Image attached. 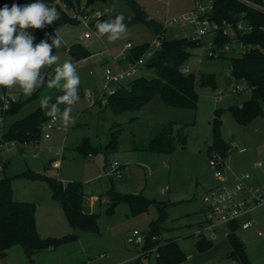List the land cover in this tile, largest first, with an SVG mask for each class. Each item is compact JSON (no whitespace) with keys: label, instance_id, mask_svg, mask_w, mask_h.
Masks as SVG:
<instances>
[{"label":"rangeland","instance_id":"1","mask_svg":"<svg viewBox=\"0 0 264 264\" xmlns=\"http://www.w3.org/2000/svg\"><path fill=\"white\" fill-rule=\"evenodd\" d=\"M136 1L149 17L162 21L165 17L187 12L198 0ZM84 2L82 0L81 4ZM4 5L11 8L9 0H0V8ZM104 6H109L111 13L118 9L129 11L123 4L110 6L101 0H90L88 8L93 7L94 10ZM86 30L82 22H74L66 23L49 34L57 35L62 42L59 48L53 49V54L59 58L57 64L71 61L80 76L82 87L90 92L72 106L73 123L65 126L57 119L54 127L48 131L49 140H44L42 127L39 142L24 145L22 149L12 146L7 151L9 144L0 143V176L11 177L14 199L35 204L38 234L42 238L61 237L75 231L77 238L55 247L49 245L31 254L19 244L12 245L3 255L0 254V264H136V256L141 254L145 241L135 245L128 241V237L137 229L146 238L151 231V223L157 221L162 213L156 204L159 202L162 203L165 217L156 232L157 239L159 242L167 238L177 240L186 255L179 264L230 263L234 259L229 257V244L224 237L214 240L213 248L204 252L198 251L195 246L199 237L194 231L204 218L203 195L208 187L218 183L208 164L214 112L217 108L222 109L218 115L220 135L231 149L225 157L226 163L234 172L250 171L242 164L249 158L256 157L257 160L264 157V102L261 103L262 113L252 119L245 122L235 119L227 107L242 103L250 93L228 94L230 84L242 83V80H235L230 75L226 57L207 56L206 46L213 42V32H207L202 36V44L191 49L190 58L182 66L183 72L187 68V72L194 76L200 73L215 75V87L200 86L196 82L198 96L195 107L167 104L155 93L140 108L112 112L106 105L107 94L102 93L106 64L114 67L112 58L121 52L126 42L132 45L151 43L156 36L141 23L128 26L126 37L115 42H109L106 36L85 38ZM164 35L167 39L195 37L196 31L192 24L173 23L166 26ZM44 40L51 43L48 36ZM75 42L84 45L90 52L82 63L76 64L66 49ZM125 53H129V50H125ZM52 66L55 68L56 64ZM141 73L151 77L154 70L147 68ZM217 90L226 93L220 101L213 98ZM4 93L24 103L14 114L6 117L0 115V138L2 131L12 121L34 110L41 100L39 95H23L18 88H0V97ZM163 127L176 137L171 152H156L150 147L152 138ZM181 132L186 137L184 145L177 136ZM113 134L117 136L116 149L105 151L104 146L110 142ZM84 138L95 150L85 153L77 149ZM240 148H244V151H239ZM54 159L60 161L57 168L52 165ZM110 161L123 166L119 177L105 175ZM25 171L53 176L64 183L81 181L87 195L83 202L84 209L98 214V231L73 230L46 180L22 175ZM109 189L118 193L140 194L153 202L138 213H132L124 202H119L112 212H108ZM251 214L256 228L239 229L238 236L244 242L252 264H264V205L253 209ZM155 256L154 251L150 252L149 257L142 255L141 264H155Z\"/></svg>","mask_w":264,"mask_h":264},{"label":"trees","instance_id":"2","mask_svg":"<svg viewBox=\"0 0 264 264\" xmlns=\"http://www.w3.org/2000/svg\"><path fill=\"white\" fill-rule=\"evenodd\" d=\"M7 1V0H6ZM11 6L15 3L18 5L31 4L36 0H9ZM44 0L49 7H55L60 15V19L52 25H47L43 29H28L27 31L35 37L34 44L44 40L47 34L66 23L78 22L73 13L91 11L93 7L88 8L90 0ZM110 6H119L123 4L129 9L124 11L118 9L103 15L96 19L93 25L96 27L98 21H105L114 18L116 15L123 14L125 23L128 26L134 24H144L156 37L161 38L159 47L153 49L150 57L145 60L146 68H152L154 75L146 77L142 73L127 82L120 83L113 94L107 95L106 105L112 112H122L131 109L140 108L155 93H158L164 102L170 105L195 107L198 93L195 89L196 82L200 86L215 87V75L212 73H200L194 76L192 73L183 72L182 66L191 56V49L202 44V40L193 39L192 37L180 36L171 39L165 38V27L162 21L151 18L136 0H101ZM254 3L264 6V0H250ZM82 6V7H81ZM109 7V6H108ZM110 8V7H109ZM211 18L216 21L225 20L233 28L236 26L238 19L243 17L252 29L241 34L236 31L235 36L223 34L221 31L213 33V42L216 46L222 47L224 44L233 45V42L241 41L251 45L244 52H237L231 48L230 52L220 54L219 57H226L229 61L228 68L230 75L235 80L245 81L251 87L248 99L238 104H231L227 107L235 119L245 122L254 116L262 113L261 103L264 102V13L250 7L238 0H215L211 10ZM150 48L149 42L132 45L129 49L128 56L131 60L137 59L144 55ZM68 52L73 60L83 59L90 55L89 50L79 42H75L68 47ZM80 97H84L87 92L79 85ZM36 92L32 94L34 97ZM62 95L60 89L51 98L50 102L55 103L56 97ZM100 99L98 98L97 101ZM24 101L12 100L6 108L0 107V115L6 117L16 113ZM65 107L61 104L60 108ZM221 108L215 109L213 123L212 143L208 147V156L214 151L225 158L231 151L229 144L221 138L220 119L218 118ZM50 117L45 115L38 105L34 110L22 118L11 122L10 126L2 131L0 143L8 140H16L18 147L23 148L22 144H31L39 142L43 124ZM179 140L184 145L186 137L181 132L178 133ZM116 134H113L110 142L104 146L105 151L116 149ZM176 137L166 130L165 127L155 135L150 147L156 152H171L175 146ZM77 149L89 153L95 150L88 139L84 138L77 145ZM4 165V163H3ZM22 175L27 177H41L46 180L52 189L53 197L58 201L63 214L73 230L81 231H98V214L87 212L83 208V202L86 197L85 186L81 181L62 182L56 177L45 176L33 171H25ZM108 212L119 202L128 204L132 213H138L145 209L153 200L147 199L140 194L118 193L112 189L108 190ZM158 209L162 212L157 221L151 223V231L145 238L143 249H150L156 245L155 264H179L185 258V252L181 249L176 239L167 238L162 242L158 239L152 241L151 236L156 235L160 222L164 219V211L161 209L162 203H156ZM36 206L32 202L16 200L12 195L11 177L0 176V254L12 245L19 244L23 249L31 254L52 245L53 247L67 243L77 238L75 231L67 233L61 237L42 238L36 228L35 219ZM232 232L228 236L231 246L229 257L239 264H251L245 251L244 242L236 232V224L232 226ZM213 241L204 237L195 241L198 251L204 252L210 249ZM149 257L150 252L144 254ZM141 257L137 258L136 264H141Z\"/></svg>","mask_w":264,"mask_h":264},{"label":"built area","instance_id":"3","mask_svg":"<svg viewBox=\"0 0 264 264\" xmlns=\"http://www.w3.org/2000/svg\"><path fill=\"white\" fill-rule=\"evenodd\" d=\"M59 0H57L58 2ZM215 0H206L203 3L201 0L195 2L193 8L172 17H165L162 20L164 27L173 23H189L195 27L196 36L193 39L202 40V36L207 32L221 31L223 34H229L230 36H235L236 31L241 34L250 31L252 29L251 24H249L243 17L237 20L235 28H233L225 20L219 22L211 18V10L213 8V3ZM250 7L259 10L264 13V6L254 3L250 0H238ZM82 7V6H81ZM110 13V8L104 6V8H97L91 11H83L73 13L72 16L78 21L82 22L86 27L84 32L85 38L99 39L100 36L97 35V29L93 25V22L101 18L103 15ZM161 44V38L156 37L151 43L150 48L141 57L131 60L128 53L125 50H129L132 47L131 42H126L122 46L121 52L112 58L114 67L110 65L105 66L103 72V87L102 93L107 95L113 94L117 86L120 83L127 82L128 80L138 76L146 68L145 60L150 57L153 49L159 47ZM235 48L237 52H244L251 45H247L241 41H234L233 45L224 44L222 47H218L214 42H209L206 46L208 57H219L220 54L230 52L231 48ZM68 49V48H67ZM264 51V49L261 48ZM76 63L82 62L83 59L75 60ZM47 72L53 74L55 68L50 66ZM185 72L188 71L187 68L184 69ZM5 89V88H4ZM228 94L237 95L243 91H248L250 93L251 87L245 81L242 83L233 82L228 87ZM5 92V90H4ZM90 92L87 93L89 95ZM226 93L222 90H217L213 95L215 101H220ZM14 100L9 98L6 93L0 97V107L6 108L9 103ZM241 106V103H238ZM53 119L50 117L43 124V138L44 140H49L50 135L48 131L54 127ZM8 143L6 150H10L12 146H18L16 140L5 141ZM38 143V141L34 142ZM31 143V144H34ZM29 145V144H22ZM244 148H240L239 151H243ZM59 159L52 160L53 167L59 166ZM208 164L211 168L213 177L218 180L216 185L208 187L203 195V221L200 222L194 231V234L199 238H206L214 241L219 235L223 236L228 240L229 234L232 232V225L236 224V232L239 229H246L253 225V219L250 216V211L262 204H264V181L255 182L250 171L244 170L241 172H234L230 169V166L226 163L225 158L212 152L208 156ZM253 168L257 170L264 171V157L257 159L253 162ZM2 168V162L0 161V169ZM123 166L116 162L110 161L105 168V175L119 177L121 175ZM157 236L152 235L151 240L154 241ZM128 241L135 245H141L145 241V237L137 230L134 229L131 235L128 237ZM156 252V247L151 249H142L141 254L136 256V258L141 257L147 252ZM103 256V254H100ZM228 264H237L234 260Z\"/></svg>","mask_w":264,"mask_h":264},{"label":"clouds","instance_id":"4","mask_svg":"<svg viewBox=\"0 0 264 264\" xmlns=\"http://www.w3.org/2000/svg\"><path fill=\"white\" fill-rule=\"evenodd\" d=\"M60 19L55 7H49L44 0L25 5L13 4L11 8H0V88H18L23 95L31 96L47 83L49 88H60L62 95L51 103L49 97L40 100V107L53 121L60 119L65 126L73 123L72 106L80 100L81 79L71 61L57 64L58 56L53 49L61 46L57 35L46 36L34 44L35 37L28 29H43ZM125 16L121 13L114 18L98 21L97 35L107 37L109 42L123 39L127 35ZM56 64L54 75L46 70ZM65 105L61 110L60 105Z\"/></svg>","mask_w":264,"mask_h":264},{"label":"crops","instance_id":"5","mask_svg":"<svg viewBox=\"0 0 264 264\" xmlns=\"http://www.w3.org/2000/svg\"><path fill=\"white\" fill-rule=\"evenodd\" d=\"M68 48V47H67ZM66 48V49H67ZM83 62V61H82ZM81 62V63H82ZM76 63V62H75ZM77 64V63H76ZM53 75H54V72H53ZM60 90V88H49L48 86H47V83H45L44 85H43V87H40V88H38L37 90H36V95L35 96H40V99H43V98H45V97H49V98H51L55 93H57L58 91ZM89 92V91H88ZM87 92V93H88ZM244 151V150H243ZM254 160H256V157L255 158H249V159H247L246 161H245V163H243L242 164V166H247L248 168H250V172H251V174H252V176H253V180L255 181V182H259V181H264V171H261V170H257V169H254L253 168V161ZM4 163V162H3ZM168 165H166L165 167H167ZM244 170H248V169H244ZM244 170H242V171H244ZM241 172V171H240ZM87 196V195H86ZM264 204H262V205H260V206H263ZM260 206H257V207H260ZM257 207H255V208H257ZM83 208H85L84 207V205H83ZM255 208H253V209H255ZM252 209V210H253ZM85 210V209H84ZM202 210H203V205H202ZM252 210L250 211V216L252 217ZM86 211V210H85ZM89 212V211H88ZM202 212V211H201ZM202 216H203V213H202ZM252 219H253V217H252ZM203 220H200L199 222H198V224L200 223V222H202ZM197 224V225H198ZM249 228H253V229H255L256 228V224H255V221L253 220V225L252 226H250ZM246 229H248V228H246ZM238 233V232H237ZM257 233H260L259 231H257ZM224 239L223 238V236H221V235H219L215 240H217V239ZM227 242H228V244H229V249L231 250V246H230V243H229V241L227 240ZM213 248V246L210 248V249H212ZM209 249V250H210ZM249 260H251V259H249ZM251 262V261H250ZM251 264H252V262H251Z\"/></svg>","mask_w":264,"mask_h":264}]
</instances>
